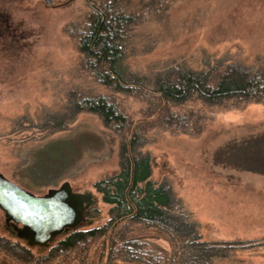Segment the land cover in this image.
<instances>
[{"label":"rangeland","instance_id":"1","mask_svg":"<svg viewBox=\"0 0 264 264\" xmlns=\"http://www.w3.org/2000/svg\"><path fill=\"white\" fill-rule=\"evenodd\" d=\"M50 1L0 0V173L35 195L63 182L74 192L90 193L92 204L77 231L99 228L109 207L92 185L118 171L121 142L135 138L138 150L151 158L152 180L170 191L196 227L195 238L228 246L211 264H264V174L248 170H264V103L192 98L174 105L156 95L148 100L117 94L82 69L74 38L91 6L102 0ZM119 2L135 20L126 31L122 63L145 81L178 69L214 77L235 67L264 71V0ZM93 95L106 96L128 125L109 128L95 114L72 113L75 102ZM67 140L77 145L68 171L60 157L67 143H55ZM44 146L55 149L46 152L45 164L31 163ZM63 238L44 249L28 247L7 228L0 210V264H41L38 259ZM148 238L155 255L171 253L167 236L149 231ZM77 252L72 249L70 258ZM53 254L51 264H67V252ZM80 256L87 264H140L109 253L106 237Z\"/></svg>","mask_w":264,"mask_h":264},{"label":"trees","instance_id":"2","mask_svg":"<svg viewBox=\"0 0 264 264\" xmlns=\"http://www.w3.org/2000/svg\"><path fill=\"white\" fill-rule=\"evenodd\" d=\"M118 5L119 0H102L99 6L92 5L85 23H81L82 29L74 36L82 69L95 82L117 94H128L148 100H151L152 95H156V100L160 103L174 105H180L192 98L206 104H217L231 99L264 103V71L246 72L235 67L214 77L202 71L178 69L156 75L150 81L146 79L147 82L145 78L128 72L122 63L123 46L127 28L133 25L135 20L119 9ZM165 108L166 105L158 109L164 112ZM79 111L97 115L105 127L128 125L126 117L103 95L87 96L75 102L72 113ZM56 124L59 129L62 125L61 119H58ZM55 143H67V151L60 153V157L65 161L62 169L67 166L68 171L77 152L76 142L67 140ZM48 149L44 146L34 152L31 163L32 159H41L45 164L43 160L46 152L52 153L55 150L52 147L51 150ZM119 152L118 171L92 185L101 201L109 207L106 224L66 235L49 254L38 259L37 263L51 264L55 258L53 253L61 252L64 255L67 252V264H87L83 256H80L81 253H87L91 242L104 237L107 238L109 253L120 254L140 264H211L212 256L219 257L220 251L228 246H210L195 238L196 227L188 224L170 191L165 185L152 180L151 158L148 153L138 150L135 138L129 142L123 140ZM31 163L27 170L28 175ZM261 169L248 170L264 174L263 168ZM149 231L168 237L172 246L168 256L155 255L150 250L152 245L155 246L153 243L148 248ZM13 247L29 257L25 248H19L17 245ZM75 248L78 250L77 255L70 258V251ZM62 262L66 260L55 264Z\"/></svg>","mask_w":264,"mask_h":264},{"label":"water","instance_id":"3","mask_svg":"<svg viewBox=\"0 0 264 264\" xmlns=\"http://www.w3.org/2000/svg\"><path fill=\"white\" fill-rule=\"evenodd\" d=\"M90 198V193L74 192L68 182L35 195L0 173L4 222L28 247L44 249L57 237L83 226L86 208L92 204Z\"/></svg>","mask_w":264,"mask_h":264},{"label":"flooded vegetation","instance_id":"4","mask_svg":"<svg viewBox=\"0 0 264 264\" xmlns=\"http://www.w3.org/2000/svg\"><path fill=\"white\" fill-rule=\"evenodd\" d=\"M49 2H51L50 0H46V4H49ZM5 223V222H4ZM7 226V228H10V230L12 231V233L14 234V231H13V229H12V227L10 226V224L9 225H6ZM18 227L20 228L21 226L20 225H18ZM82 227V226H81ZM81 227H79L78 229H80ZM78 229H76V230H74V231H77ZM74 231H70V232H67V234H64V235H61V236H66V235H68V234H70V233H72V232H74ZM61 236H59V237H57L55 240H53L52 242H55L57 239H59ZM51 242V243H52ZM39 248V247H38Z\"/></svg>","mask_w":264,"mask_h":264}]
</instances>
